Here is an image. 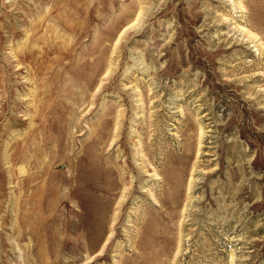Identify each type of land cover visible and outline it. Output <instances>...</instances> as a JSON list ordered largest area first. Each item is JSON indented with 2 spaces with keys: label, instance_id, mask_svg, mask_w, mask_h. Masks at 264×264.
Segmentation results:
<instances>
[{
  "label": "rangeland",
  "instance_id": "1",
  "mask_svg": "<svg viewBox=\"0 0 264 264\" xmlns=\"http://www.w3.org/2000/svg\"><path fill=\"white\" fill-rule=\"evenodd\" d=\"M0 264H264V0H0Z\"/></svg>",
  "mask_w": 264,
  "mask_h": 264
},
{
  "label": "bare ground",
  "instance_id": "2",
  "mask_svg": "<svg viewBox=\"0 0 264 264\" xmlns=\"http://www.w3.org/2000/svg\"><path fill=\"white\" fill-rule=\"evenodd\" d=\"M237 4H238V3H237ZM238 5H239V4H238ZM240 6H241V5H240ZM240 6H239V7H240ZM240 9H241V7H240ZM138 18H139V15H138V17H137L136 20H138ZM236 27H237V26H236ZM239 28H240V27H239ZM242 30H243V29H242ZM251 35H252V34H251ZM254 39H255V38H254ZM258 45H260V44H257V46H258Z\"/></svg>",
  "mask_w": 264,
  "mask_h": 264
}]
</instances>
